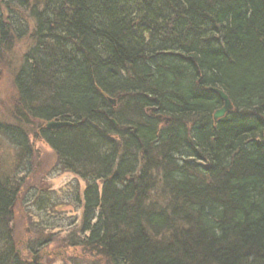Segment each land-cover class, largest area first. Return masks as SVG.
Segmentation results:
<instances>
[{
    "label": "trees",
    "instance_id": "trees-1",
    "mask_svg": "<svg viewBox=\"0 0 264 264\" xmlns=\"http://www.w3.org/2000/svg\"><path fill=\"white\" fill-rule=\"evenodd\" d=\"M38 1L18 0L34 25L14 87L85 182L79 246L107 264H264V0ZM210 88L233 105L215 122ZM17 193L0 175V264H27Z\"/></svg>",
    "mask_w": 264,
    "mask_h": 264
},
{
    "label": "rangeland",
    "instance_id": "rangeland-1",
    "mask_svg": "<svg viewBox=\"0 0 264 264\" xmlns=\"http://www.w3.org/2000/svg\"><path fill=\"white\" fill-rule=\"evenodd\" d=\"M26 1L29 7H40L38 0ZM19 6L18 0H0V24L7 33L0 42V125L23 130L29 150L20 154L0 132V175L18 188L7 225L12 245L27 264H107L78 244L77 199L82 200L85 182L58 166L54 151L38 137L42 122L22 115L14 79L33 43L34 22L28 8Z\"/></svg>",
    "mask_w": 264,
    "mask_h": 264
},
{
    "label": "water",
    "instance_id": "water-1",
    "mask_svg": "<svg viewBox=\"0 0 264 264\" xmlns=\"http://www.w3.org/2000/svg\"><path fill=\"white\" fill-rule=\"evenodd\" d=\"M210 90L217 94L222 104L221 107L213 113V121L215 122L223 118L228 113H230L233 110V105L229 97L223 91L219 89H215V88H210ZM108 102L111 106H114V100L108 99ZM111 121L114 125H116V123L113 120ZM165 122H167V119L165 120ZM70 126H71V123L62 122V121H50L45 124V128L47 130H55V129H59L63 127H70Z\"/></svg>",
    "mask_w": 264,
    "mask_h": 264
},
{
    "label": "flooded vegetation",
    "instance_id": "flooded-vegetation-1",
    "mask_svg": "<svg viewBox=\"0 0 264 264\" xmlns=\"http://www.w3.org/2000/svg\"><path fill=\"white\" fill-rule=\"evenodd\" d=\"M33 261L35 262V259H33Z\"/></svg>",
    "mask_w": 264,
    "mask_h": 264
}]
</instances>
